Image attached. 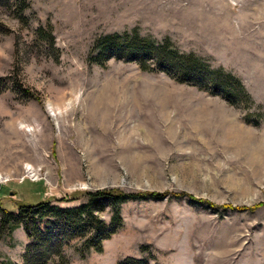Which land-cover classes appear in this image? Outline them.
<instances>
[{"label":"rangeland","instance_id":"rangeland-1","mask_svg":"<svg viewBox=\"0 0 264 264\" xmlns=\"http://www.w3.org/2000/svg\"><path fill=\"white\" fill-rule=\"evenodd\" d=\"M134 31L231 73L251 101L94 62L101 37ZM112 188L188 197L129 201L101 252L67 239L48 264H264V0H0V204L74 208ZM29 244L5 233L0 264H25Z\"/></svg>","mask_w":264,"mask_h":264},{"label":"trees","instance_id":"trees-1","mask_svg":"<svg viewBox=\"0 0 264 264\" xmlns=\"http://www.w3.org/2000/svg\"><path fill=\"white\" fill-rule=\"evenodd\" d=\"M25 2V0H24ZM42 31V30H41ZM94 62L105 67L111 59L135 62L145 72L165 73L177 82L195 86L211 95L222 96L229 103L236 104L240 96L251 101L242 82L223 69H213L195 55L179 52L169 41L157 42L144 38L138 32H125L101 37L95 46ZM83 194L76 193L74 200ZM88 202L74 208L53 206L50 199L36 203L17 204V213L7 210L0 204V239L5 233L11 234L23 228L30 244L27 247L25 264H48L52 255L62 257L63 243L67 239L82 240L84 252L102 251L103 242L109 239L122 226L121 205L129 201L165 200L188 197L186 194L169 192L129 193L120 189H103L84 193ZM214 209L221 207L208 203ZM262 206V205H260ZM113 209L110 224H106L98 213L106 208ZM227 209L228 206H224ZM241 207L239 210L256 209ZM47 222L50 227L42 229Z\"/></svg>","mask_w":264,"mask_h":264}]
</instances>
